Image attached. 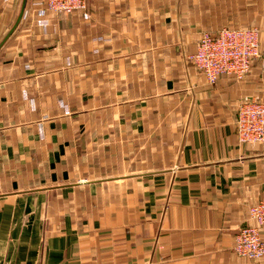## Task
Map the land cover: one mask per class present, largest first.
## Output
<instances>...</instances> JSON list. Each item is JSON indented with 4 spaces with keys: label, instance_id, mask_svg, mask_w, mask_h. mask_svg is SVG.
I'll return each instance as SVG.
<instances>
[{
    "label": "crops",
    "instance_id": "crops-1",
    "mask_svg": "<svg viewBox=\"0 0 264 264\" xmlns=\"http://www.w3.org/2000/svg\"><path fill=\"white\" fill-rule=\"evenodd\" d=\"M36 2L0 48V264H264L233 248L264 198V142L237 129L264 68L211 84L189 59L225 26L264 49V0Z\"/></svg>",
    "mask_w": 264,
    "mask_h": 264
},
{
    "label": "built area",
    "instance_id": "built-area-1",
    "mask_svg": "<svg viewBox=\"0 0 264 264\" xmlns=\"http://www.w3.org/2000/svg\"><path fill=\"white\" fill-rule=\"evenodd\" d=\"M43 5L42 13L63 11L73 13L86 9L88 0H37ZM261 29L257 27L236 28L225 26L216 33H201L197 50L189 59L205 75L211 84L221 75H234L242 79L247 75L254 61H260L264 68V49ZM237 129L241 142H264V100L245 99L237 107ZM250 222L240 228L235 236L233 248L241 256L252 259L264 257V198L249 207Z\"/></svg>",
    "mask_w": 264,
    "mask_h": 264
},
{
    "label": "water",
    "instance_id": "water-1",
    "mask_svg": "<svg viewBox=\"0 0 264 264\" xmlns=\"http://www.w3.org/2000/svg\"><path fill=\"white\" fill-rule=\"evenodd\" d=\"M27 1L28 0H23L21 11H20V14L18 16V19H17L16 23L14 24V26L12 27V29L9 31V33L1 41L0 48L2 47V45L5 43V41L9 38V36L13 33V31L17 28L18 24L20 23L22 17L24 16L25 10H26Z\"/></svg>",
    "mask_w": 264,
    "mask_h": 264
},
{
    "label": "rangeland",
    "instance_id": "rangeland-1",
    "mask_svg": "<svg viewBox=\"0 0 264 264\" xmlns=\"http://www.w3.org/2000/svg\"><path fill=\"white\" fill-rule=\"evenodd\" d=\"M38 6L43 7V5H38ZM261 14L264 16V9H262V13ZM262 18H264V17H262Z\"/></svg>",
    "mask_w": 264,
    "mask_h": 264
}]
</instances>
